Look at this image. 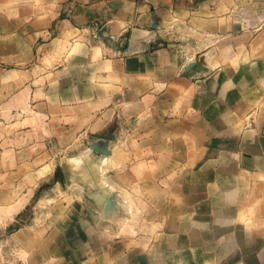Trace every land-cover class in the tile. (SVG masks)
Segmentation results:
<instances>
[{"label": "crops", "instance_id": "1", "mask_svg": "<svg viewBox=\"0 0 264 264\" xmlns=\"http://www.w3.org/2000/svg\"><path fill=\"white\" fill-rule=\"evenodd\" d=\"M52 178L22 264H264V0H0L4 209Z\"/></svg>", "mask_w": 264, "mask_h": 264}, {"label": "rangeland", "instance_id": "2", "mask_svg": "<svg viewBox=\"0 0 264 264\" xmlns=\"http://www.w3.org/2000/svg\"><path fill=\"white\" fill-rule=\"evenodd\" d=\"M90 150L91 149H86V153H84L82 157L78 160L79 162L76 164L77 167L72 162L63 163V167H65V170H67L69 174L66 175V173L63 172L61 168L63 172V181H62L63 185L66 184L67 186H70L72 182L74 183L80 181L79 173L82 171L87 172L88 165L83 162L84 160H86L87 156L89 155ZM7 182L8 181H1L0 183L7 184ZM13 185L14 182H12L9 186H13ZM54 185H55L54 178L48 180L47 182L36 185V192L34 196L31 198L29 202L30 204L24 210H22L20 213L16 215L15 212L13 211L8 212L6 209H4L6 208L5 206H7L9 202L8 196H0V208H3L0 209L1 210L0 211V264H22V260L19 259V257L21 256L22 251L24 249L22 245H18L13 238H10V235L21 224L25 225L26 222H29L31 216H33V214L35 213L33 209L34 206L39 202V199L41 200V198L45 196L44 194L49 193V195L45 197L44 202L41 203L44 204L46 203L48 205L49 203H53L56 200V195L53 193L50 194V192L48 191L49 189L53 188ZM82 198L83 200H85L84 202L93 200V197L91 196H84ZM38 207L40 208L41 206ZM9 221L12 222L8 224ZM15 221H17V223ZM3 223H7V224L3 225Z\"/></svg>", "mask_w": 264, "mask_h": 264}]
</instances>
